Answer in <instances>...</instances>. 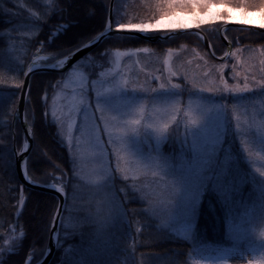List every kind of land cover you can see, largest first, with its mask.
Wrapping results in <instances>:
<instances>
[{"label":"rangeland","instance_id":"1","mask_svg":"<svg viewBox=\"0 0 264 264\" xmlns=\"http://www.w3.org/2000/svg\"><path fill=\"white\" fill-rule=\"evenodd\" d=\"M214 3L220 7V0ZM226 7L244 11L232 16L221 8L222 18L206 17L185 28L231 21L264 27V0L262 5L246 6L228 0ZM113 11L116 21L124 18L122 24L152 26L147 32L181 29L155 26L157 21L164 25L180 23L192 15L186 7H169L166 0H121ZM195 11L204 16L207 9L201 10L198 5ZM146 13L149 14L145 16ZM117 52L122 54L119 59ZM262 53L264 44L235 45L224 61L211 59L205 50L186 45L162 52L149 46L105 49L78 60L60 78L59 87L58 82L53 85L46 98L47 113L57 126L60 140L68 146L72 163L80 157L85 163L101 164L111 180L108 187L120 202V213L125 209L121 195H136L159 225L191 241V264H264ZM250 64L254 66L251 69ZM220 65H224L222 70ZM218 72L228 89L208 91V82ZM70 75L82 77L87 111L95 114L90 123L96 125L102 156L93 155L98 151L95 140L81 134L83 112L75 117L71 143L66 125L61 131L52 116L54 97L59 94L57 103L62 104L63 94L70 95L76 87H64ZM117 83L119 88H114ZM245 83L246 90H231L234 86L244 89ZM98 103L112 109L105 116L115 117L121 123H110L106 129ZM164 111L168 113L166 118L149 119ZM136 120L139 123H130ZM87 176V169L83 177L76 176L81 185L77 184L78 189L89 193L92 199L100 198L102 189L90 183ZM208 184L213 185L227 206L228 239L222 246L193 242L198 206ZM7 239L10 237L5 240V248L11 246Z\"/></svg>","mask_w":264,"mask_h":264},{"label":"trees","instance_id":"2","mask_svg":"<svg viewBox=\"0 0 264 264\" xmlns=\"http://www.w3.org/2000/svg\"><path fill=\"white\" fill-rule=\"evenodd\" d=\"M109 1L0 0V264H25L27 258H30V264H35L43 257L58 205L54 195L27 188L17 175L13 135L18 151L26 138L19 122H14L13 118L24 71L40 53L49 55L47 62H51L100 34L106 26ZM120 1L114 0V7ZM229 1L246 6L262 5L263 0ZM141 7L147 10L146 6ZM123 20L121 17L116 21L113 11L114 26L122 24ZM221 24L199 26L216 54L226 50L218 32ZM224 33L232 47L264 44V33L261 32L229 27ZM180 45L198 47L207 52L198 36L186 33L161 42L112 35L89 54L142 46L162 52ZM69 70L34 74L25 107L33 137L26 161L27 176L37 183L60 185L66 194L57 247L50 264H140L144 259L146 264H191L188 258L191 241L159 225L146 213L143 202L136 195L128 198L121 195L125 205L124 212L120 213L122 223L118 235L106 242L103 252L90 245L86 233L73 235L87 212L95 211L99 196L92 199L89 193L78 189L79 179L73 172L68 146L60 140L57 126L47 113V99L53 85ZM235 194L234 191L232 197ZM232 197L230 201L234 205ZM226 207L213 185L208 184L198 206L193 242L220 246L227 243ZM8 237L11 246L5 248Z\"/></svg>","mask_w":264,"mask_h":264},{"label":"water","instance_id":"3","mask_svg":"<svg viewBox=\"0 0 264 264\" xmlns=\"http://www.w3.org/2000/svg\"><path fill=\"white\" fill-rule=\"evenodd\" d=\"M113 6H114V0L109 1V7H108V15H107V22L104 30L102 32H106L104 36H102L100 39L93 41V38L89 41H93L92 43L86 42L83 45L79 46L75 50L71 51L70 53L66 54L65 56L56 59L51 62H47L50 58L49 55L46 54H38L36 55L29 66L24 71L23 81L19 93V99L17 106L15 108L14 113V122H19L20 126L23 129V132L25 134V142L23 144V147L20 151L16 149V136L13 135L14 138V155H15V165H16V171L18 178L20 182L25 185L27 188L38 190L46 193H50L54 195L58 200V205L55 210V213L53 215L49 235H48V241L46 245V250L43 255V257L36 262L35 264H50L57 247V240H58V233H59V227L61 224V219H56L57 213L60 214L62 217L65 202H66V194L65 190L60 191L59 189L62 187L60 185H57V187H51L52 184H41V183H33L31 181L26 173V161L28 158V155L32 149L33 146V137L31 134L30 126L27 123L26 116H25V107H26V101L28 96V90L30 85V79L31 77L40 72H52V73H63L66 72L73 64H75L78 60L83 58L85 55L90 53L92 50H94L96 47H98L106 38L112 35H125V36H134L142 38L145 41L148 42H161L169 38H173L175 36H179L181 34H193L199 37L201 40L202 45L206 48L209 56L213 58L216 61H224L226 60L232 50V43L227 38V36L224 33V30L229 27L239 28V29H246L256 32L264 33V27H260L257 25H251V24H244L240 22H225L221 24L219 27V36L221 40L223 41L226 51L223 55H217L211 46V43L209 39L207 38V35L200 27H188V28H181L176 30H170L166 32H160L157 34H149L147 32H140L138 30H130V29H121L117 31V28L113 25ZM101 32V33H102ZM99 35V34H98ZM97 35V36H98ZM96 37V36H95ZM46 58V59H45ZM62 62V63H58ZM35 65L34 68L30 69V66ZM48 65H54L53 67H48ZM56 185V184H55ZM63 188V187H62ZM55 220V224L53 223ZM30 258H27L25 261V264H28Z\"/></svg>","mask_w":264,"mask_h":264},{"label":"snow or ice","instance_id":"4","mask_svg":"<svg viewBox=\"0 0 264 264\" xmlns=\"http://www.w3.org/2000/svg\"><path fill=\"white\" fill-rule=\"evenodd\" d=\"M166 2L168 3L169 7H173L175 6H180V7H186L188 5L191 6L192 8V15L190 17H186L183 18L182 22L180 23H170L168 25H164L161 21H157L156 24V28H161V27H168V28H185L187 27L192 21H203L206 17H210L212 19H219L222 18L221 15V11L220 9H224V11L227 14H231L232 16H234L237 12H243L244 9L243 8H238V9H233V8H229L226 7L228 0H220V7L217 8L214 0H166ZM200 6L201 9H207V12H205L204 16H201L199 14V12H196L195 9L197 8V6ZM261 11L264 12V7L261 8ZM229 18H231V16H229ZM250 23L252 21H249ZM63 27H67V25H64ZM152 26L150 25H146V24H117V31L121 30V29H137L140 32H147ZM106 34V32H102L100 33L98 36L93 37V41L100 39L102 36H104ZM151 34V33H149ZM93 41H89V43H92ZM144 51H148V49H144ZM120 55H122L121 53L117 52V59H119ZM262 55H264V53H262ZM46 59V58H45ZM58 63H62V62H58ZM261 64L264 65V61H261ZM54 65H48V67H53ZM35 65L30 66L31 68H34ZM220 69L222 70L224 65H220L219 66ZM253 65H249V69L253 68ZM247 70V69H246ZM264 71V70H262ZM209 75H211V73H209ZM205 79L207 80V77H205ZM246 81L249 79V77H245ZM209 87H208V91H217V90H227L228 89V85L227 83L223 80V76L218 72L216 74V78L209 81ZM59 87V82L58 85ZM76 86V87H73ZM178 86V85H176ZM222 86V87H221ZM247 83H245L244 85V89H239V86H234L231 90L233 91H244L247 89ZM64 87L65 88H69V87H73V91L72 93L69 95L67 93L63 94V98H64V102L62 104H58L57 100L59 99V94L54 97V101H53V111H52V116L57 120V122L60 124V128L61 131H63L65 129V125L67 128V133H68V138H69V142L71 143L72 140V129L75 125V117L78 113L83 112L84 113V123L80 126V131L82 135L87 134L91 139L95 140V149L98 151H94L93 155H99L102 156L103 155V149L101 147V141L99 139V136L96 135V125L90 123V121L93 120L94 118V113H88L87 108L89 107V105L87 104L86 98L84 96L83 93V87H82V77H80L79 79L73 76H69V79L67 81L64 82ZM161 87L163 88L164 85H161ZM77 88H79V91H77ZM114 88H119V84L117 83L116 85H114ZM97 108L100 110L101 112V119L105 120V128L108 129L109 124L110 123H114V124H120L121 122L118 121L115 117H108L105 116L104 113L105 112H111L112 109L107 108L105 106H103L102 104L98 103L97 104ZM195 122V121H193ZM130 123L135 124V123H139L138 120L136 121H130ZM165 128L167 127V125L164 126ZM117 131H119L120 129H116ZM59 167V166H57ZM33 183H35V181H33ZM51 187H57V185L52 184L50 185ZM60 191H63L64 189L61 187L59 189ZM23 202V197H21V203ZM56 219H62L60 214L57 213V217ZM55 224V220L53 222ZM24 235L23 229H21V236ZM28 264H30V260L28 262Z\"/></svg>","mask_w":264,"mask_h":264},{"label":"clouds","instance_id":"5","mask_svg":"<svg viewBox=\"0 0 264 264\" xmlns=\"http://www.w3.org/2000/svg\"><path fill=\"white\" fill-rule=\"evenodd\" d=\"M187 9L189 11L192 10L190 5L187 6ZM167 115L168 113L164 111L149 117V119L155 120L156 117L163 119L166 118ZM136 160L137 159L134 157L132 162L135 163ZM73 167L77 177H83L84 170L87 169V179L89 182L97 189H102V195L96 201L95 211L87 212L85 217L77 225V231L74 232L73 235H82L86 233L90 245L103 252L105 250V245L110 242L114 236L118 235V229L122 223L120 202L116 198V194L108 187L111 184V180L107 176V170L104 169L101 164L95 161L85 163L82 158L77 157L74 158ZM140 264H146L145 259L141 260Z\"/></svg>","mask_w":264,"mask_h":264},{"label":"bare ground","instance_id":"6","mask_svg":"<svg viewBox=\"0 0 264 264\" xmlns=\"http://www.w3.org/2000/svg\"><path fill=\"white\" fill-rule=\"evenodd\" d=\"M88 54H89V53H88ZM88 54H87V55H88ZM85 56H86V55H85ZM68 70H69V69H68Z\"/></svg>","mask_w":264,"mask_h":264}]
</instances>
